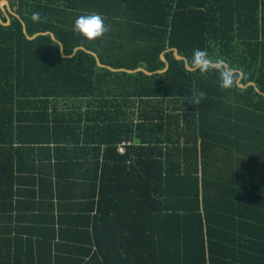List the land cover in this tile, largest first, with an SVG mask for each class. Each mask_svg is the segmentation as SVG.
Segmentation results:
<instances>
[{
  "label": "trees",
  "instance_id": "obj_1",
  "mask_svg": "<svg viewBox=\"0 0 264 264\" xmlns=\"http://www.w3.org/2000/svg\"><path fill=\"white\" fill-rule=\"evenodd\" d=\"M8 1L0 264H264V0ZM89 12L94 41L73 31Z\"/></svg>",
  "mask_w": 264,
  "mask_h": 264
},
{
  "label": "clouds",
  "instance_id": "obj_2",
  "mask_svg": "<svg viewBox=\"0 0 264 264\" xmlns=\"http://www.w3.org/2000/svg\"><path fill=\"white\" fill-rule=\"evenodd\" d=\"M40 13L34 12L32 20L39 21ZM110 30V26L105 23L104 17L96 12H89L79 15L73 24V31L78 33L86 41H94L103 37ZM213 58L206 50L194 49L192 52L191 67L200 73H206L210 70ZM219 63V61H217ZM237 75L230 68H221L219 70V84L223 89H230L234 86ZM204 93H199V98L191 94V102L197 104L203 99ZM187 99V97H186Z\"/></svg>",
  "mask_w": 264,
  "mask_h": 264
},
{
  "label": "water",
  "instance_id": "obj_3",
  "mask_svg": "<svg viewBox=\"0 0 264 264\" xmlns=\"http://www.w3.org/2000/svg\"><path fill=\"white\" fill-rule=\"evenodd\" d=\"M1 11H3L5 14H7L8 11L11 12V8H10L9 1H8V0H1V2H0V20L2 21ZM9 23H10V19L8 18V22H7L6 24H9ZM24 32H25V34L27 35V37H28L29 39H33V38H35L37 35L40 34V33H37V34H35V35H33V36H29V35L27 34V29H26L25 24H24ZM45 34H51V36H52L54 39H56V38H55V35H54L52 32H45ZM78 49H84V47H77L76 50H78ZM173 50H174V54H175V56H176L178 59H184V60H186L183 56H181V55L179 54V52H178L177 49H173ZM61 52H62V55H63V56H66V54H64L62 44H61ZM90 52L96 57V60H97V63H98L99 66H101V67H108V68L111 69L112 71H125V72L132 73V72H137V71H141V70H142V71H145L146 73L151 74V72L147 71L146 69H144V68H142V67H140V68H136V69H126V68H113V67H110V66H108V65L103 64V63L101 62L99 56H98L95 52H92V51H90ZM162 59L165 60V58H164V53L162 54ZM165 61H166V60H165ZM186 63H187V61H186ZM212 64H213V63H212ZM219 64H224V65L227 67V63H225V62H223V63H219ZM186 65H187V67H188L189 69H192L188 64H186ZM213 65H218V64H213ZM168 68H169V63L166 61V67H165V69L160 70L159 72H164V71H166ZM242 75H243V74H242V72H241V73H240V78L238 79V83H240L241 78H242ZM249 85H253V86H255V88L259 91L258 87L256 86V84H255L254 82L249 83ZM240 86H241V87H246L247 85H242V84H240Z\"/></svg>",
  "mask_w": 264,
  "mask_h": 264
},
{
  "label": "crops",
  "instance_id": "obj_4",
  "mask_svg": "<svg viewBox=\"0 0 264 264\" xmlns=\"http://www.w3.org/2000/svg\"><path fill=\"white\" fill-rule=\"evenodd\" d=\"M62 147H64L65 146V144H63V145H61ZM52 153H54V151H52ZM59 153V152H58ZM61 155H62V153H60ZM53 156V155H52ZM49 162H47V164H48ZM52 164H55L56 163V158H55V156L52 158V162H51ZM51 165V164H50ZM52 166V165H51ZM49 167L50 166H48V172H49ZM23 175H27V174H23ZM54 179H55V177H54ZM15 189H21L22 191H24L25 193L26 192H30V190H32L33 189V186L32 185H30V184H27L26 182H23V183H21V184H16V186H15ZM21 200H25V201H32V200H28V199H25V198H21ZM28 206H30V202H25V203H23V205H22V207H24L25 209L24 210H26V211H24L23 210V213H25V214H27V215H31V214H33V211H31V210H29V209H26ZM19 225H23V226H30L31 225V223L30 222H27V221H21L20 223H19Z\"/></svg>",
  "mask_w": 264,
  "mask_h": 264
},
{
  "label": "built area",
  "instance_id": "obj_5",
  "mask_svg": "<svg viewBox=\"0 0 264 264\" xmlns=\"http://www.w3.org/2000/svg\"><path fill=\"white\" fill-rule=\"evenodd\" d=\"M121 151H124V148L123 147L121 148Z\"/></svg>",
  "mask_w": 264,
  "mask_h": 264
}]
</instances>
